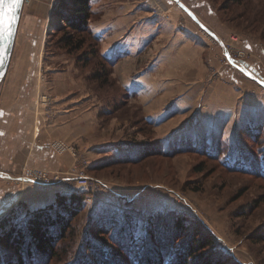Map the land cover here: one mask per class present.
<instances>
[{
  "label": "rangeland",
  "instance_id": "obj_1",
  "mask_svg": "<svg viewBox=\"0 0 264 264\" xmlns=\"http://www.w3.org/2000/svg\"><path fill=\"white\" fill-rule=\"evenodd\" d=\"M33 1H26L23 12L27 14ZM205 1L210 14L203 10L201 15L209 31L196 25L177 4L153 6L151 15L144 16L150 18L154 13L155 22L122 20L119 29L134 27L135 31L148 33L142 38L140 33L127 37L120 30L118 39L132 57L138 54L139 60L137 68H116V60L109 73L113 81L109 85L92 79L94 69L102 70L103 65L109 69L99 55H93L92 64L84 65L89 54L83 52L97 49L91 36L81 34L84 48L71 54L60 42L63 33H53L58 0L47 5L50 14L41 26L29 27L26 16L21 17L8 76H16L17 68L24 62L29 73L25 72L23 78L31 72L45 80L55 75L83 78L87 86L83 87L92 97L89 123L94 124L96 113L104 105L108 104L110 110L109 114L98 115L99 123L93 130L95 139L114 138L121 146L159 145L152 154L123 163L118 161V156H122L118 151L91 154L62 140H52L47 144L57 153L65 150L73 158L72 165L64 171L25 166L12 174L3 171L0 164V173L5 175L0 178V218L12 210L7 208L20 196V190L26 185L35 187L16 179L28 170H46L60 180L76 170L88 176L85 206L58 242L56 255L34 264H95L97 251L109 253L114 264H146L148 256L152 258H148L150 264H175L179 255L183 257L187 251L189 258H195L192 264H264V115L261 121L249 112L256 103L264 108V85L259 83L264 82V0ZM91 7L89 25L93 35L105 27L106 39H115L117 28L112 32L116 25L110 19L112 15L98 19L97 7ZM176 12L178 16L173 20ZM168 21L183 34L160 35L162 22ZM130 44L134 47L129 48ZM117 76L169 78L168 84L180 78V85L185 86L194 80L200 97L195 104L184 103V113L173 115L159 128L148 122L140 108L142 102L129 100L118 106L122 87L116 84ZM47 86L36 90L40 93L34 97L35 102L31 101V91L25 93L33 104L32 111L41 114L43 122L50 125L54 123L57 105ZM69 87L76 89L78 84L69 83ZM229 92L234 95L232 103L227 100ZM178 98H174L173 105ZM241 103L248 106L247 110L240 107ZM100 158L102 162L94 163ZM71 178L72 181L64 179L60 184L74 185L75 178ZM22 210L21 207L16 213L19 219H25ZM188 257L184 258L190 261ZM14 258L10 247L0 245L1 264Z\"/></svg>",
  "mask_w": 264,
  "mask_h": 264
},
{
  "label": "crops",
  "instance_id": "obj_2",
  "mask_svg": "<svg viewBox=\"0 0 264 264\" xmlns=\"http://www.w3.org/2000/svg\"><path fill=\"white\" fill-rule=\"evenodd\" d=\"M50 3L51 0H34L31 7L28 8L27 14L22 10L21 17L23 15L26 16L27 25L29 27L33 24L41 26L43 23L42 20L48 18L50 14L48 13L49 8H47V5ZM55 3L56 2H54V4ZM160 3L161 6L177 4L178 8L186 12L190 18L196 22V25L209 31V26L204 22L201 15V11L203 10H206L207 13L210 14V8L205 0H91V4L97 7L98 19L101 17L103 18L105 14H111L112 17L110 19L116 22L112 32L116 30L115 28H117V30L113 33L115 39L112 41L106 39L108 31L105 27H102V30L98 33H96L94 29L95 36L100 40V53L107 57L116 56L114 58L119 60L116 63L117 66L115 65L116 68L119 65H129L132 68H137L136 63L139 60L137 58L139 55L137 54L132 57L133 54H131L130 50L127 51L126 48H124V42L121 43L120 39H118V37H121V31L124 32V34L126 33L127 37H132L133 34L140 33V38H142L145 33H148L147 31H135L134 27L121 30L118 28L119 23L123 22L122 20H127V22L131 21L133 23L137 20L145 19L155 22L157 18H153L154 13L150 18H145L146 16L144 15L145 13L151 15L150 11L151 9L153 10L152 7ZM110 7L111 9H109ZM149 7L151 8L149 9ZM110 11L112 13H108ZM142 12H144V14H142ZM177 16L178 13L176 12L173 20H175ZM98 22H100V20ZM162 24L163 27L159 32L160 35L161 33L172 36L183 34V31L175 30L173 25L170 24V21L166 23L162 22ZM148 25L151 26L150 23ZM26 30L27 32L32 31ZM17 39L18 32L16 43ZM16 43L13 54L17 47ZM128 47L131 48L134 47V45L131 46L130 44ZM25 65L26 63L24 62L19 65L17 68V77L7 75L10 69L9 66L6 75L0 81V164L3 171L16 174L25 166L45 168L52 171L58 170L59 172L68 169L73 163V158L71 154H69L70 152L61 150L60 153H57L52 145L47 144L52 140H62L69 143V145L74 148H79L80 150L84 149L83 151H89L91 154L96 153L99 155L101 152L105 153L106 151H109L110 154H115L121 148V142L115 141L114 138L110 139L103 137L101 138L102 140L99 141L93 137V133H95L93 130L99 123L98 115L100 113L109 114L110 110L108 104L102 105L103 107L99 113L96 108V121L94 124L89 123L92 113H89L88 106L92 97L88 93V88H86L87 86L83 78L75 80V76L59 77L55 75L54 78H47L45 80L39 77L37 78L32 72L30 76H25V78H23L27 70ZM26 73L28 74L29 72ZM168 79L169 78L158 80L157 78H149L146 76L141 78L117 76L115 79L116 84L122 87L119 101L124 98L122 105L132 100L140 103L142 102L140 108L147 116L148 122L162 128L173 115L181 113L182 111L184 113V103L187 102L189 105L195 104L196 100L200 97V95H198L197 86H194V80L185 86V84L180 85L182 84L180 78L171 80L172 82H170V84H168ZM42 81L49 82V84L53 83L54 86H47V83L43 84L41 83ZM175 81H177V83ZM173 82L175 84H173ZM69 83L78 84V88H67ZM157 84L159 87L156 86ZM42 85L47 86V91H50L49 93H52L55 97V104L58 106H56L57 113L54 123L50 125L47 124L46 120L43 122L40 118L41 114H35V112L32 111L34 109L33 104L30 105L29 94L27 95L25 93L27 90L31 91V101L35 102L36 100H34V97H37L40 93V90H38V92H36V90L41 89ZM84 85L86 87H83ZM62 86L64 88H62ZM125 92L126 94H123ZM228 95L227 100L232 103L234 95L231 92H229ZM177 96L179 98L175 101V105H173L174 98ZM214 96L215 94L212 95V98ZM95 101L96 105H99L97 98ZM100 101L103 103L106 102L102 101V98H100ZM236 101L233 105L234 108L237 106ZM172 105L173 107L171 108L170 106ZM243 106L245 105L241 103L240 107ZM114 108L115 107H113V109ZM249 109V112L252 114L254 113V116L261 121L263 120L264 108L262 104L258 105V103H256L255 107H249ZM93 111L94 110H92V112ZM171 140L174 139L171 138ZM101 159L102 158L93 161L94 163H100L102 162ZM108 159H110V156ZM4 176L5 175L0 173V178H4ZM8 178L11 179L10 177ZM20 191V196L16 194L18 195L17 199L7 209L10 210L18 203H21L22 211L25 216L30 211L54 204L58 195L70 194L68 187L65 185H54L43 188L26 185V187Z\"/></svg>",
  "mask_w": 264,
  "mask_h": 264
},
{
  "label": "trees",
  "instance_id": "obj_3",
  "mask_svg": "<svg viewBox=\"0 0 264 264\" xmlns=\"http://www.w3.org/2000/svg\"><path fill=\"white\" fill-rule=\"evenodd\" d=\"M53 16L55 18L54 21H56V24L52 26L53 33H63L60 42L65 44L69 53L73 54L77 51H82L81 49L84 48L85 40L80 38L81 34H87L92 37L97 49L92 48L83 52L85 55L89 54L84 61V65L92 64L93 55H99L102 62L108 65L109 69L105 65H103L104 69L101 67L102 70L94 69L92 71V79L101 81V85L112 84L113 81L110 79L109 73L113 70L116 58L102 55L99 51V39L93 35L89 25L92 16L91 0H58ZM123 94H126V92ZM123 100L124 98L120 101L118 100V106L123 104ZM158 148L159 145L130 146V144L126 143L121 146V150H118V155H122L121 157L118 156V161L123 163L134 162L152 154ZM85 196V190H77L69 195H58L54 204L28 212L25 219H19L18 214H16L18 209L21 208V203L12 207V210L6 216L0 218V245L10 247L14 251L15 258L2 264H34L39 262L41 258L56 255L58 242L64 239L72 221L85 206ZM11 215L14 216L13 219ZM92 251L94 252L95 250L92 249ZM181 253L182 251L179 254ZM94 255L96 258L95 262H97L95 264L113 263L109 253L97 251L94 252ZM186 256H189L188 251L185 252L183 257L179 255L175 264H192L195 258H192V256L188 257L191 259L189 261L185 260L184 257ZM148 258L150 257L148 256L144 260L146 264H150V260H152V258L150 260ZM159 258L161 262L160 255Z\"/></svg>",
  "mask_w": 264,
  "mask_h": 264
},
{
  "label": "built area",
  "instance_id": "obj_4",
  "mask_svg": "<svg viewBox=\"0 0 264 264\" xmlns=\"http://www.w3.org/2000/svg\"><path fill=\"white\" fill-rule=\"evenodd\" d=\"M27 0H24V4ZM75 178V184L69 185L66 184L65 186L68 187L70 193L77 191V190H85L88 185V176L84 174V171H74L71 173L68 177H63L61 180L58 178V176L51 175L50 172L46 170H28L27 172L22 173L19 177L16 179L19 182L24 183H31L32 185H35L39 188L48 187V186H58L62 185L60 183L63 182L64 179L68 181H72V178ZM62 181V182H61Z\"/></svg>",
  "mask_w": 264,
  "mask_h": 264
},
{
  "label": "water",
  "instance_id": "obj_5",
  "mask_svg": "<svg viewBox=\"0 0 264 264\" xmlns=\"http://www.w3.org/2000/svg\"><path fill=\"white\" fill-rule=\"evenodd\" d=\"M23 7L24 0H21V4L14 9V13L17 18L13 21L11 33L0 36V81L4 78L10 66ZM252 71L258 77H261L256 69L252 68ZM259 83L264 85V82L262 81H260Z\"/></svg>",
  "mask_w": 264,
  "mask_h": 264
},
{
  "label": "snow or ice",
  "instance_id": "obj_6",
  "mask_svg": "<svg viewBox=\"0 0 264 264\" xmlns=\"http://www.w3.org/2000/svg\"><path fill=\"white\" fill-rule=\"evenodd\" d=\"M21 0H0V36L11 33L13 21L17 18L14 9Z\"/></svg>",
  "mask_w": 264,
  "mask_h": 264
}]
</instances>
